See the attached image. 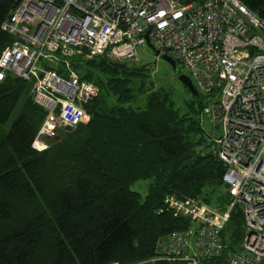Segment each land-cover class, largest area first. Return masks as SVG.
I'll return each instance as SVG.
<instances>
[{
	"label": "trees",
	"instance_id": "1",
	"mask_svg": "<svg viewBox=\"0 0 264 264\" xmlns=\"http://www.w3.org/2000/svg\"><path fill=\"white\" fill-rule=\"evenodd\" d=\"M264 21V0H241ZM16 2L0 0V27ZM0 29V56L12 42ZM72 68L97 96L90 120L61 131L44 151L32 149L45 116L32 84L0 81V264H129L156 254L155 242L181 221L164 197L229 202L224 164L209 151V133L192 95L187 111L150 78V70L106 56L76 57ZM146 193L132 190L147 181ZM220 262L235 250L243 218L232 212Z\"/></svg>",
	"mask_w": 264,
	"mask_h": 264
},
{
	"label": "built area",
	"instance_id": "2",
	"mask_svg": "<svg viewBox=\"0 0 264 264\" xmlns=\"http://www.w3.org/2000/svg\"><path fill=\"white\" fill-rule=\"evenodd\" d=\"M12 1L16 9L0 27L13 40L0 56V81L11 74L32 84V103L45 116L33 150L89 123L85 106L98 92L73 70L76 57L106 56L152 72L166 53L204 98L199 120L215 131L207 142L225 166L229 202L218 209L166 195V210L186 224L158 238L154 256L129 264H264V21L241 0ZM147 41L154 57L141 62ZM237 208L241 238L220 262Z\"/></svg>",
	"mask_w": 264,
	"mask_h": 264
},
{
	"label": "rangeland",
	"instance_id": "3",
	"mask_svg": "<svg viewBox=\"0 0 264 264\" xmlns=\"http://www.w3.org/2000/svg\"><path fill=\"white\" fill-rule=\"evenodd\" d=\"M145 48L147 50L144 49V47H139L138 48V54L141 58V62H151L153 60V51H151L149 49V47L147 45H145ZM153 71H150V78L152 79V81L155 82V84L158 87H161L163 89H166L172 99L174 100V106L176 109H179L182 113H185L187 111V103L189 100H192V95L190 94V92L188 91L187 88H185L180 81L178 80V77L175 75L173 69L171 66H169V64L163 60L159 59L155 62V64L153 65ZM180 73L184 74L185 76H188V73L185 72L182 68H180ZM199 98L198 95L196 96V99ZM204 131H206L209 134H212V132L214 131V129H211L209 123L207 121L204 122ZM64 131V130H61ZM58 131L56 132L55 135V139H57V137L59 136L60 132ZM215 133V131H214ZM52 138L49 139H45L43 140V142L48 145V142L51 141ZM47 148V147H46ZM148 184V180L147 181H137L132 187V190L135 191H140L142 194L146 193V187ZM231 227L229 225H227L226 227V231H225V235H227L231 230Z\"/></svg>",
	"mask_w": 264,
	"mask_h": 264
},
{
	"label": "water",
	"instance_id": "4",
	"mask_svg": "<svg viewBox=\"0 0 264 264\" xmlns=\"http://www.w3.org/2000/svg\"><path fill=\"white\" fill-rule=\"evenodd\" d=\"M147 45L150 48V50H153V46L149 45L148 41H147ZM154 53L158 54V51L154 50ZM160 55V59L167 62L169 64V66L172 67L175 75L178 77V80L180 81V83L188 89V91L190 92L191 95L193 96H197L198 92L195 89V87H193V84L191 82V79L189 76H185L184 74L180 73V69L179 66H177L176 62L166 53L164 54H159Z\"/></svg>",
	"mask_w": 264,
	"mask_h": 264
}]
</instances>
